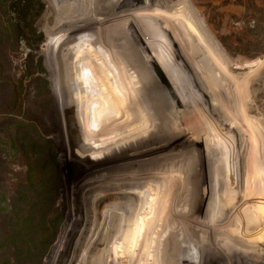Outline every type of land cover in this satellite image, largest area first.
<instances>
[{
  "label": "rangeland",
  "instance_id": "1",
  "mask_svg": "<svg viewBox=\"0 0 264 264\" xmlns=\"http://www.w3.org/2000/svg\"><path fill=\"white\" fill-rule=\"evenodd\" d=\"M40 1L44 7L36 6L29 18H35L42 39L37 41V35L26 29L29 41L22 39L19 48L9 52L12 66L7 71L21 76L33 55L34 64L42 60L41 75L51 91L50 113L36 105L35 82L25 79L26 106L31 107L30 114L45 120L50 132L43 136L52 140L63 176L56 200L63 208L58 232L42 264H101L97 255L106 246L108 227L111 234L117 219L142 216L152 200L156 205L167 203L170 214L133 244L125 258L131 259L129 264H264V214L261 220L256 206H250L254 198L258 202L254 189L264 200V0H155L137 13L132 12L138 0H119L116 15L105 9L110 8L109 0ZM69 3L75 9L73 16L66 8ZM170 3L183 13L195 50L170 15L161 12ZM162 31H172L178 57L165 70L166 77L160 76L138 99L131 97L125 103L133 86L122 93L121 85L132 83L130 69L140 65L144 54L138 39L154 49L161 46ZM122 55L128 60L125 65ZM90 61L95 67L101 64L108 74L102 86L114 97L112 105L111 98L103 105L106 114L114 117H109L110 125L118 127L115 114L128 112L130 120L121 121H126V132L99 130L103 123L92 122L88 85L94 81L91 74H76ZM117 65L127 69H121L122 79L110 71ZM56 76L65 78L59 88ZM121 102L131 108L123 109ZM1 134L8 172L5 178L0 170V193H6V199H0V222L10 216L14 183L26 171L18 155L15 127L7 126ZM121 206L119 219L114 210Z\"/></svg>",
  "mask_w": 264,
  "mask_h": 264
},
{
  "label": "trees",
  "instance_id": "2",
  "mask_svg": "<svg viewBox=\"0 0 264 264\" xmlns=\"http://www.w3.org/2000/svg\"><path fill=\"white\" fill-rule=\"evenodd\" d=\"M36 6L43 8L44 4L40 0H0V127H15L20 146H17L18 155L26 168L24 175L14 183L10 216L3 217L0 222V264H42V257L57 235L58 218L63 211L56 205L63 183L57 152L52 140L43 136L50 130L45 120L35 113L30 114L32 109L26 106L29 91L25 79L31 78L35 82L36 105L52 112L49 82L41 75L45 72L42 60L34 64L33 55H30L32 64L19 77L7 71L12 66L9 52L16 51L22 39L29 41L26 31L37 35L35 18H29ZM36 39L41 40L42 35L38 34ZM1 128L0 136L4 130ZM8 139L11 141L10 137ZM7 168L0 149V170L5 178ZM260 193L254 189L258 202L252 199L250 206H256L262 220L264 200ZM0 199H6L5 192L0 193Z\"/></svg>",
  "mask_w": 264,
  "mask_h": 264
},
{
  "label": "bare ground",
  "instance_id": "3",
  "mask_svg": "<svg viewBox=\"0 0 264 264\" xmlns=\"http://www.w3.org/2000/svg\"><path fill=\"white\" fill-rule=\"evenodd\" d=\"M66 1H69V0H66ZM66 1H65V3H66ZM125 1V0H124ZM139 1V0H138ZM154 1L155 0H142V2H140V4L138 5V7L137 6H134L133 8L134 9H136V12H135V10H134V12H132V13H137V12H139V10L141 11V8L144 6H146V8L148 7V6H153L154 5ZM63 2H64V0H63ZM105 2H107V0H104V3ZM119 3V0L118 1H116V0H109V3H108V5L110 6V8L109 7H107L106 6V8L105 9H107L106 11H108L109 9H110V11H113L115 8H116V6H118L117 4ZM125 3V2H124ZM135 4V3H134ZM65 5V4H64ZM76 5V4H75ZM67 5H65V7H66ZM72 4H68V6L66 7L67 9H68V13H69V15L72 13V16H73V14H74V10L72 9ZM121 6H123V4L121 3ZM74 8V7H73ZM123 8V7H122ZM132 8V9H133ZM145 8V9H146ZM152 8H154V7H152ZM161 10V12H166V13H164V15L166 14L167 15V13L170 15V18L172 19V21H173V24L174 25H176L179 29H180V31L181 30H183L184 31V33L186 34V36H188V39H189V43H191V39H190V34H189V31L187 30V28H186V25H185V20H184V16H183V14L179 11V9L174 5V4H172V3H170V4H166V6H164L162 9H160ZM77 11V10H76ZM148 11H149V9H148ZM114 13V15H116L117 13L115 12V10L113 11ZM117 12H118V10H117ZM66 13V12H65ZM116 13V14H115ZM160 13V12H159ZM119 14V13H118ZM64 15V14H63ZM65 15H67V14H65ZM64 15V16H65ZM132 14L130 13V16H131ZM160 15H161V13H160ZM159 15V16H160ZM158 16V17H159ZM161 16H163V15H161ZM168 16V15H167ZM166 16V17H167ZM70 17V16H69ZM116 17H118V16H116ZM131 18V17H130ZM75 19V18H74ZM156 19V18H155ZM73 20V19H72ZM114 20V19H113ZM157 22V21H156ZM162 23V22H161ZM90 24V23H89ZM172 25V24H171ZM170 25V26H171ZM79 26H81V25H79ZM83 26V25H82ZM85 26V25H84ZM160 26V25H159ZM173 26V25H172ZM163 28V27H162ZM170 29H171V27H169ZM173 28V27H172ZM165 29V28H164ZM178 29V30H179ZM173 31V30H172ZM171 31V32H172ZM171 32H163L162 31V33H161V36L163 37H161V39H160V41H161V46L160 47H158V45H155V46H153L154 47V49H151L147 44V46L148 47H146L145 46V43H144V41H142V39H140L139 37V41H140V47L142 46V48L144 49V51H143V56H140V55H137L138 57L140 56V58H139V60L138 61H140V65H137V64H135L134 65V67H131L132 69H130V70H132V74L131 75H134V78H132L133 80H131L132 81V83L130 84L129 83V81H128V85L126 86V84L124 83V81H123V84H125L124 85V88H123V85H121V89H122V93H125V92H127V88H129V90L131 91V86H133V93L132 94H129L130 95V97L128 98L127 97V95H126V101H125V103L126 102H130V99H131V97H133V98H135V97H137V99H138V96H141V93L143 92V90H144V88H146L147 86H150L151 88H152V86L154 85V83L155 82H157V81H159V77L160 76H162V77H166L165 76V72H167V71H165L167 68H168V66L170 65V63H172L173 62V57H178V56H174V54H176V53H178L177 52V50L175 49V47L173 46V43H176V45H178L177 44V42H175V39H174V37H173V35L171 34ZM174 32V31H173ZM164 33H166V37H165V35H164ZM181 33H182V31H181ZM145 35H147V34H145ZM63 36V35H62ZM97 38V37H96ZM148 38V37H147ZM183 38V37H182ZM117 41V40H116ZM148 42V41H147ZM182 42V41H181ZM132 43V42H131ZM135 43V42H134ZM133 44V43H132ZM144 44V45H143ZM121 45V44H120ZM152 45V44H151ZM187 44H185V46H186ZM114 46V45H113ZM131 46V45H130ZM133 46V45H132ZM136 46V45H135ZM138 46V45H137ZM190 46H192L193 47V45H192V43L190 44ZM90 47V46H89ZM121 47V46H120ZM162 47V48H161ZM187 47V46H186ZM88 48V47H87ZM113 48V47H112ZM124 48V47H123ZM189 48V47H188ZM194 48V47H193ZM106 49V48H105ZM118 49H120L119 47H118ZM191 49V48H190ZM121 50V49H120ZM189 50V49H188ZM194 50H195V48H194ZM101 51V50H100ZM113 50H111V52H112ZM179 51V50H178ZM85 52V51H84ZM110 53V52H109ZM121 53V52H120ZM83 54V53H82ZM124 54V53H123ZM128 54V53H127ZM142 54V53H141ZM211 56H213V53H209ZM90 55H92V54H90ZM89 55V56H90ZM97 55V54H96ZM103 55V54H102ZM131 55V54H130ZM133 55V54H132ZM136 55V54H135ZM123 56V55H122ZM155 56H158L157 57V59H155ZM83 57H84V55H83ZM104 57V56H103ZM112 57H114V56H112ZM124 57V59H125V57H126V55L125 56H123ZM92 58V57H91ZM137 58V57H136ZM209 58V57H208ZM89 59H90V57H89ZM93 59V58H92ZM95 59H96V56H95ZM118 59V58H117ZM127 59V58H126ZM124 60V61H121V62H123L124 63V65H125V63H127L128 62V60ZM175 59V58H174ZM177 59V58H176ZM210 59V62L212 61V63H214V65H216V63H217V61L215 60V59H211V57L209 58ZM69 60V59H68ZM86 60V59H85ZM97 60H99V59H97ZM116 60V59H115ZM123 60V59H122ZM87 61V60H86ZM85 61V62H86ZM99 61H101V60H99ZM177 61V60H176ZM80 62H82L81 60H80ZM98 62V61H97ZM142 62V63H141ZM83 63V62H82ZM94 63V62H93ZM93 63L90 61V63L87 65V66H84L83 68L84 69H82V68H80L79 67V69H78V71H76L75 69V71H76V74H79L78 76H83L84 74H91V76H92V78H93V81H94V83L93 82H91V81H89V80H87V82L89 81L90 82V84L88 85L89 87H88V92H89V97H90V103H92L91 104V106H89V108H90V111H91V116H92V122L94 123V124H97V123H99V124H102V125H100V127H99V130H109V132L110 131H115V129H116V131H121L120 133H123V132H126V130H125V127L126 126H123V123H126V121H124V122H121V121H123V120H128L129 119V114H127L128 112H126V110L124 111V112H126V113H124L123 111V113L124 114H122L121 116H118L117 117V115L118 114H115V113H117L118 111L116 110L114 113H112L113 114V116H115L116 115V118L118 119V122L119 123H117V119L115 118V125L116 126H118V127H116L115 129L110 125V118L109 117H111V116H108L109 114H106V112L107 111H105L106 109H105V106H104V108H103V105H105V102H106V100L108 99H110L111 98V102L109 103V105H112V102H113V95H111V91H108L109 89H107V91H108V93H107V91H106V89L102 86L103 84H102V82L105 80V78H106V80L108 79V71H107V75H105V72L101 69V64H100V66H98V67H95L94 65L96 64V63H94V65H93ZM99 63V62H98ZM102 63V62H101ZM118 63H120V62H118ZM139 63V62H138ZM175 64V63H174ZM84 65V64H83ZM82 65V66H83ZM85 65H86V63H85ZM124 65H117L116 67H110V71L112 72V74L114 75V73L116 72V77L118 78V79H120L121 77H123L122 75L123 74H121L120 73V71H121V69H125V67H124ZM180 65H182V64H180ZM108 66V65H107ZM71 67V66H70ZM172 67V66H171ZM177 67V66H176ZM107 68V67H106ZM141 68H145L144 70L143 69H141ZM68 69V68H67ZM108 69V68H107ZM107 69H105L104 68V70H107ZM151 69V70H150ZM65 70H66V68H65ZM109 70V69H108ZM125 70H127V69H125ZM74 71V72H75ZM109 71V72H110ZM134 72V73H133ZM63 73V72H62ZM65 73V72H64ZM129 73V72H128ZM71 74V73H70ZM110 74V73H109ZM168 74V73H167ZM166 74V75H167ZM182 74V73H181ZM73 75V74H72ZM71 75V76H72ZM62 76V75H61ZM65 76V75H64ZM64 76H63V78L62 77H60V76H56V78H55V84H56V86L59 88V87H61V85H64V80H65V78H64ZM107 76V77H106ZM119 76V77H118ZM127 76H128V74H127ZM65 77H67L68 78V76H65ZM76 77H77V75H76ZM76 77H73L72 76V78H76ZM84 77V76H83ZM112 77H114V78H116L115 76H112ZM125 77V76H124ZM168 77V76H167ZM182 77V76H181ZM66 78V79H67ZM69 78H71V77H69ZM72 78H71V80H72ZM122 79V78H121ZM131 79V78H130ZM162 79V78H161ZM169 79V78H168ZM67 80H70V79H67ZM76 80V79H75ZM78 80H79V77H78ZM77 80V81H78ZM91 80V79H90ZM105 80V81H106ZM117 80V79H116ZM128 80V79H127ZM109 81H110V79H109ZM108 81V82H109ZM118 81V80H117ZM117 81L116 82H114V84H116L117 83ZM84 82V81H83ZM86 82V81H85ZM111 82V81H110ZM120 82H121V80H120ZM68 83V82H67ZM81 83V82H80ZM93 83V85L95 86L96 85V87L99 89V90H97V88H96V90H95V87L94 86H92L91 84ZM108 84H111V83H108ZM118 85H119V83H117ZM120 84H122V82L120 83ZM79 85H81V84H79ZM87 85V84H86ZM85 85V86H86ZM105 85V84H104ZM111 85H113V84H111ZM111 85H110V89H112V87H111ZM129 85H131V86H129ZM83 86V85H82ZM108 86V85H107ZM116 86V85H115ZM64 87V86H63ZM94 88V90H92L93 88ZM106 87V86H105ZM85 88V87H84ZM92 88V89H91ZM107 88V87H106ZM131 88V89H130ZM120 90V89H119ZM84 91V90H83ZM145 91V90H144ZM104 92V93H103ZM120 92V91H119ZM117 93V92H116ZM99 94H101V96H100V99H98V100H96L95 101V99H96V97H99L98 95ZM143 94V93H142ZM109 95L111 96V97H109ZM128 95V96H129ZM82 100H83V98H82ZM88 100V101H89ZM132 100V99H131ZM110 101V100H109ZM118 100L116 99V102H117ZM120 101V100H119ZM119 103V102H118ZM122 103V102H121ZM132 103V102H131ZM121 105H123V109H127V110H129L128 108H131V107H128L127 108V105H124L123 103L121 104ZM134 105V104H133ZM132 105V106H133ZM108 107V106H107ZM97 108H99V109H97ZM101 108V109H100ZM105 109V110H104ZM118 109V108H117ZM121 109V108H120ZM113 110V109H112ZM119 110V109H118ZM110 111V110H109ZM121 111V110H120ZM111 112V111H110ZM132 112V111H131ZM115 114V115H114ZM124 115V116H123ZM128 115V116H127ZM132 115H134V114H132ZM124 117V118H123ZM134 116H131V118H133ZM114 118V117H113ZM112 117H111V119H113ZM109 119V120H108ZM130 120V119H129ZM128 120V121H129ZM134 120V119H133ZM122 124V125H121ZM96 127V126H95ZM98 127V126H97ZM119 128V129H118ZM116 131H115V133H116ZM95 132V131H94ZM98 132V131H97ZM118 134H120L119 132H117ZM98 136V135H97ZM110 137V136H109ZM121 139V138H120ZM196 151V150H195ZM193 152H194V150H193ZM190 153V152H189ZM190 155V154H189ZM152 156V155H151ZM187 156V155H186ZM188 157V156H187ZM189 158V157H188ZM181 160V159H180ZM188 160V159H187ZM146 161V160H145ZM152 162L151 163H155V160H151ZM182 161V160H181ZM180 161V162H181ZM189 161H190V159H189ZM166 164H168V163H166ZM171 164H174L173 162H171ZM186 164V166L188 165L187 163H185ZM170 165V164H169ZM181 165V164H180ZM172 167V166H171ZM176 167V166H175ZM177 167H178V165H177ZM184 167V166H183ZM173 168V167H172ZM170 169V168H169ZM168 169V170H169ZM181 169V168H180ZM174 170V169H173ZM150 171V170H149ZM178 171V170H177ZM185 171V170H184ZM187 171V170H186ZM181 173H182V171H181ZM184 173V172H183ZM155 175H157L158 176V174L157 173H150V175L149 176H155ZM209 175V174H208ZM157 176H155V177H157ZM163 180V179H162ZM170 181V180H169ZM164 182H166V184H167V186H168V180L167 179H164ZM150 184V183H149ZM166 184H165V186H166ZM157 186V185H156ZM163 186H164V184H163ZM166 186V187H167ZM153 188V187H152ZM151 188V189H152ZM156 188V187H155ZM163 188V187H162ZM153 190H154V188H153ZM161 190V189H160ZM165 190V189H164ZM155 191V190H154ZM163 191V190H162ZM147 192V191H146ZM153 192V191H152ZM160 193V192H159ZM163 193V192H162ZM166 193V192H165ZM142 194V193H141ZM153 195H154V193H153ZM159 194H157V196H158ZM160 195H161V193H160ZM165 195V194H164ZM143 196V195H142ZM141 196V197H142ZM163 196V195H162ZM155 197V196H154ZM161 197V196H160ZM157 198V197H156ZM155 198V199H156ZM121 199V198H120ZM137 200V199H136ZM140 200H142V199H140ZM143 200H144V197H143ZM149 200V199H148ZM161 201L163 200V197L160 199ZM131 201V200H130ZM145 201V200H144ZM155 200H152L151 201V203H150V201H149V203H147V204H149V205H147V207H145V208H147V211H145V213L142 215V216H139V217H136V216H134V217H136V219L134 218V220H130L129 219V217H126V218H122V221H121V219H120V216H119V212H120V214H121V212L123 211V208H122V206L121 207H117L115 210H114V214H117V216L116 215H114V216H116V217H119V219L120 220H118L117 218V221L113 224V223H111V224H113L114 225V227H113V225H112V229H113V232H115V234L112 232L111 234L109 233V227H108V229H107V231H106V234L104 235V240L106 241V246L104 247V249L102 250V253H99L97 256L98 257H100V259H101V261H102V263L103 264H127V262H128V264H129V261L131 262V259L129 260V261H127L126 262V259L125 258H129V251L132 249V246H133V244H136V243H138V242H141V240H142V237L144 236V234L146 233V231L147 230H150V229H156L158 226H160L161 224H162V222H164L163 220H164V218H166L167 216H169V211H168V208H167V203H165L164 201H162V202H159L158 204L159 205H156V204H154L153 202H154ZM113 202V201H112ZM116 202V201H115ZM122 202V201H121ZM141 202V201H140ZM157 202V201H156ZM130 203V202H129ZM143 203V202H142ZM145 203V202H144ZM120 204V203H119ZM121 204H124V202L123 203H121ZM120 204V205H121ZM141 204V203H140ZM154 204V205H153ZM126 207H127V205H126ZM140 207H141V205H140ZM144 207V206H143ZM142 208V207H141ZM113 208H111V210H112ZM125 209V208H124ZM108 210H109V208H108ZM139 211V210H138ZM106 212V211H105ZM125 212V211H124ZM132 212V211H131ZM134 212V211H133ZM123 215V214H122ZM121 215V216H122ZM137 215V214H136ZM108 217V216H107ZM123 217V216H122ZM115 218V217H114ZM138 218V219H137ZM121 221V222H120ZM96 223V222H95ZM109 223H110V221H109ZM124 223V224H123ZM109 226H110V224H109ZM121 229V230H120ZM120 230V231H119ZM116 232H118V233H116ZM108 233L110 234L109 236H108ZM98 239V238H97ZM90 246V245H89ZM93 250V249H92ZM82 252V251H81ZM85 255V254H84ZM87 255V254H86ZM93 257H94V259H95V257H96V254L94 253L93 255H92ZM217 258V257H216ZM211 260V259H210ZM214 259H212V261H213ZM217 260V259H216ZM101 263V264H102ZM91 264H96V262H91Z\"/></svg>",
  "mask_w": 264,
  "mask_h": 264
},
{
  "label": "water",
  "instance_id": "4",
  "mask_svg": "<svg viewBox=\"0 0 264 264\" xmlns=\"http://www.w3.org/2000/svg\"><path fill=\"white\" fill-rule=\"evenodd\" d=\"M140 2H142V0H139V2H136L135 4H134V3H133V4H134L135 6H137V5L140 4ZM137 7H138V6H137ZM129 8H130V7H129ZM129 8H128V9H129Z\"/></svg>",
  "mask_w": 264,
  "mask_h": 264
},
{
  "label": "built area",
  "instance_id": "5",
  "mask_svg": "<svg viewBox=\"0 0 264 264\" xmlns=\"http://www.w3.org/2000/svg\"><path fill=\"white\" fill-rule=\"evenodd\" d=\"M253 24H254V22H253Z\"/></svg>",
  "mask_w": 264,
  "mask_h": 264
},
{
  "label": "crops",
  "instance_id": "6",
  "mask_svg": "<svg viewBox=\"0 0 264 264\" xmlns=\"http://www.w3.org/2000/svg\"><path fill=\"white\" fill-rule=\"evenodd\" d=\"M183 14V13H182Z\"/></svg>",
  "mask_w": 264,
  "mask_h": 264
}]
</instances>
